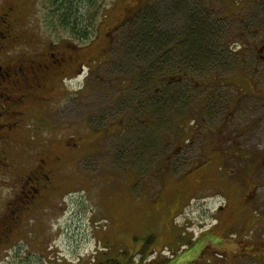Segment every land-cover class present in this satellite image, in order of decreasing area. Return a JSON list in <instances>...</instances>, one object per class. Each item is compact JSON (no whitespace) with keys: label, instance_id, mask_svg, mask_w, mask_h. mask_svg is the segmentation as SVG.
Here are the masks:
<instances>
[{"label":"rangeland","instance_id":"obj_1","mask_svg":"<svg viewBox=\"0 0 264 264\" xmlns=\"http://www.w3.org/2000/svg\"><path fill=\"white\" fill-rule=\"evenodd\" d=\"M8 1L21 3L28 34L69 40L70 23L60 24L53 0ZM218 1L144 0L141 8L157 13L162 35H182L190 21L202 20L208 53L198 63H174L170 72L154 65L142 80L146 66L124 63L116 50L119 29L110 62L84 85L76 79L77 94L43 114L40 138L57 145L74 138L77 158L62 166L55 192H43L25 215L0 264H110L108 257L123 264H264V254L242 255L237 246L251 240L256 251L264 239V69L248 68L245 50H230L237 38L209 11ZM117 3L98 0L101 10L79 44L96 30L101 35L105 10L106 24L120 18ZM14 183L0 175V210Z\"/></svg>","mask_w":264,"mask_h":264},{"label":"flooded vegetation","instance_id":"obj_2","mask_svg":"<svg viewBox=\"0 0 264 264\" xmlns=\"http://www.w3.org/2000/svg\"><path fill=\"white\" fill-rule=\"evenodd\" d=\"M133 1L118 0L120 18L112 24L102 20L107 17L105 10L100 19L101 35L96 30L86 44H79V34L71 28L66 30L71 35L69 40L53 41L45 34H28L21 3L0 0V175L20 182L14 183L15 193L0 210L1 255V249L12 244L25 215L45 199L43 192H55L62 166L77 158L78 142L74 138L64 139L60 145L55 139L47 142L40 138L43 114L61 97L71 99L77 94L76 76L83 75L87 81L95 68L110 62L114 33L144 5V0ZM209 11L215 15L217 27L237 38L230 50L235 54L245 50L248 68L264 69V0H219ZM89 16L83 23L86 34L93 26L92 14ZM199 17L205 18L202 10ZM28 126L33 133L30 139L25 136ZM198 165L200 169L203 163ZM239 240L235 238L234 242ZM250 241L237 245L242 255L264 254V239L256 251Z\"/></svg>","mask_w":264,"mask_h":264},{"label":"trees","instance_id":"obj_3","mask_svg":"<svg viewBox=\"0 0 264 264\" xmlns=\"http://www.w3.org/2000/svg\"><path fill=\"white\" fill-rule=\"evenodd\" d=\"M53 2L55 7L54 14L58 18L60 24L65 25L70 23V28L75 29L80 38L87 39L88 34L85 32L87 28L83 23L89 20L91 9L94 11L92 19H95L98 15L99 10H101L98 0H53ZM82 3V6L86 8L84 12H80V7L78 6V4ZM140 10L141 11L134 17L121 25V32L118 37L119 41L117 45L120 48L117 47L116 50L123 55L124 63L129 62L131 66L132 64L134 66L135 62L137 64L139 61L140 65H143L142 67L146 66L148 70H141L142 80H144L145 74H148L149 77L152 76L153 71H156L154 65L156 66L161 63L167 64L166 66H161L163 67L161 71L166 70L170 72L173 70L171 66L174 65V63L180 65L198 63L203 59L205 53H208V50L205 49L206 45H202L204 44L206 36L208 39L209 35L201 28L203 23L202 20L200 21L196 18L190 21L186 26V31H184L182 35L181 33H168L162 35L157 32L154 25V17L157 13L155 14V11L151 10V7L148 5ZM197 21H199L200 25L196 23ZM207 49L212 53L210 48ZM207 80L211 81L210 78ZM211 231L208 232L216 239L218 236ZM148 240L150 242L152 236L149 237ZM193 242L194 241L190 242V246ZM208 243L210 242H205L203 245ZM203 245L201 248H203ZM121 253L126 256L128 255L127 251ZM106 261L110 264H123L115 257H108ZM98 264H104V261Z\"/></svg>","mask_w":264,"mask_h":264}]
</instances>
